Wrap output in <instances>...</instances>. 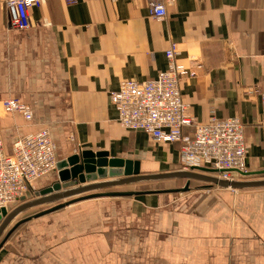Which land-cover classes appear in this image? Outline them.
I'll use <instances>...</instances> for the list:
<instances>
[{
    "label": "crops",
    "instance_id": "0c3cea01",
    "mask_svg": "<svg viewBox=\"0 0 264 264\" xmlns=\"http://www.w3.org/2000/svg\"><path fill=\"white\" fill-rule=\"evenodd\" d=\"M150 1L43 0L30 9V26L18 29L0 0V147L6 153L17 138L47 128L58 161L104 150L110 158L140 161L141 170L159 163L178 170L181 143L125 128L111 100L122 81L150 80L166 69L173 46L178 62L201 63L196 77L181 83L191 114L201 122L240 117L250 148L247 177L264 171V0H164L162 20L152 17ZM6 98L30 105L33 119L6 112ZM56 181L57 169L36 188ZM130 184L102 190L128 191L114 189ZM190 187L180 196L90 198L71 204L68 216L28 220L8 240L13 246L0 248V264H264V190ZM80 209L86 212L77 215Z\"/></svg>",
    "mask_w": 264,
    "mask_h": 264
},
{
    "label": "built area",
    "instance_id": "2783aa9c",
    "mask_svg": "<svg viewBox=\"0 0 264 264\" xmlns=\"http://www.w3.org/2000/svg\"><path fill=\"white\" fill-rule=\"evenodd\" d=\"M14 28L30 26V9L40 7L43 0H2ZM75 4L77 0H65ZM152 17L162 20L167 15L164 0H151ZM177 50H166L168 66L150 80L127 79L111 95L118 112L119 123L127 129L142 130L156 142L181 143L183 170L195 167L216 169L218 177L240 179L237 174L247 172V141L245 125L240 117L218 118L201 122L191 114L183 100L181 83L184 78L197 75L196 66L189 67L177 61ZM262 113L260 127L264 134V86L260 90ZM6 112H18L31 121L33 109L17 98L3 100ZM193 127L192 134H185V127ZM57 145L47 128L17 138L11 153L0 147V209L11 211L20 205L23 196L35 193L36 181L57 169Z\"/></svg>",
    "mask_w": 264,
    "mask_h": 264
},
{
    "label": "water",
    "instance_id": "95a60500",
    "mask_svg": "<svg viewBox=\"0 0 264 264\" xmlns=\"http://www.w3.org/2000/svg\"><path fill=\"white\" fill-rule=\"evenodd\" d=\"M57 170L59 181L35 192V198L28 200L21 197L22 203L8 212L0 209V234L8 223L18 214L29 208L43 205H55L21 219L16 225L61 209L72 203L103 196H134L146 192H186L190 189L191 179L206 181L220 187L233 189H247L264 187V178L260 179H222L216 175V169L195 167L191 170H176L159 173H143L138 160L123 159L109 156L108 151L81 150L78 153L58 161ZM264 171L258 172L261 173ZM249 176L250 172H245ZM187 178L185 186L177 189L159 191H103L102 189L117 185L137 183L141 181H154L170 178ZM80 184V185H79ZM75 186V187H74ZM65 189V190H63ZM63 190V191H62ZM90 192V193H89ZM68 199L67 201H62ZM62 201V202H60ZM7 239V238H6ZM6 239L0 243L3 246Z\"/></svg>",
    "mask_w": 264,
    "mask_h": 264
},
{
    "label": "rangeland",
    "instance_id": "374dc122",
    "mask_svg": "<svg viewBox=\"0 0 264 264\" xmlns=\"http://www.w3.org/2000/svg\"><path fill=\"white\" fill-rule=\"evenodd\" d=\"M249 154H250V148L247 147V158H248ZM246 166H247V170H248L247 159H246ZM262 168H264V167H262ZM178 170H183V167H182L181 163L179 165V169ZM142 171H143V173H159V172H168V171H171V170H170V167L165 166V164L159 163V164H157L156 167L155 166L154 167H146V166H144ZM174 171H176V170H174ZM256 172H259V171H256ZM260 178H264V172H261V174H259V175L250 176V177L245 176L244 177V179H260ZM187 181H188V179L184 178V177H182V178H170V179L154 180V181H141V182L132 183V184L126 186V187H123V188L120 187L119 189H114V190H128V191L142 190V191H146V190H160V189H177V188L184 187ZM190 183H191L190 186H193L194 188H196V187L205 185L207 182L206 181H202V180L200 181V180L192 179ZM213 186L216 187V188L218 187V186H216L214 184H213ZM219 188H220V186H219ZM191 189L192 188L190 187L189 190H191ZM255 189H258L260 191V190H264V187L255 188ZM36 190H37V188H36ZM188 191H186V192H188ZM169 193H171L174 196H180L182 193H185V192H173V193L169 192ZM114 197H120V196H114ZM126 197H128V196H126ZM33 198H35V193L29 192V194L27 196V199L30 200V199H33ZM16 204H18V203H14L11 206V211L15 208ZM53 205L54 204L38 205L37 207L35 206V208L29 209L27 211H24V212L18 214L16 217H14L8 223V225L3 229V231L0 234V243L3 242L7 238L6 241L4 242L3 246H2L3 247L2 251H5V249L7 247H12L13 246L12 243L10 244V246L8 245V243H7L8 240L13 239V237L16 235V233L18 231H23L24 230L23 227H24V225H26L25 223L15 227V225L21 219L26 218V217H28L30 215L35 214V213H38L40 211H43V210H45V209H47V208H49V207H51ZM70 205H67V206H65V207H63L61 209L55 210L53 212H50L47 215H56V216H60V217L62 215L68 216V215H70L68 213L72 209V208H69ZM82 211H85V209L78 210L77 215H80L78 213H82ZM80 221H81V219H80ZM62 226H65V224H62ZM66 227H69V226L66 225Z\"/></svg>",
    "mask_w": 264,
    "mask_h": 264
},
{
    "label": "trees",
    "instance_id": "16d2710c",
    "mask_svg": "<svg viewBox=\"0 0 264 264\" xmlns=\"http://www.w3.org/2000/svg\"><path fill=\"white\" fill-rule=\"evenodd\" d=\"M214 185H216V184H214ZM202 186H208V187L211 186V187H213V184H210V183L207 182L205 185H202ZM160 190H161V189H160ZM36 207H37V206H36ZM32 208H35V207H32ZM29 209H31V208H29ZM29 209H27V210H29ZM27 210H26V211H27ZM24 223H25V222H24ZM22 224H23V223H22ZM20 225H21V224H20Z\"/></svg>",
    "mask_w": 264,
    "mask_h": 264
},
{
    "label": "bare ground",
    "instance_id": "6f19581e",
    "mask_svg": "<svg viewBox=\"0 0 264 264\" xmlns=\"http://www.w3.org/2000/svg\"><path fill=\"white\" fill-rule=\"evenodd\" d=\"M216 176H218L217 174H215Z\"/></svg>",
    "mask_w": 264,
    "mask_h": 264
}]
</instances>
